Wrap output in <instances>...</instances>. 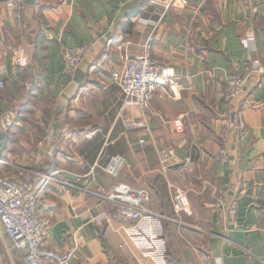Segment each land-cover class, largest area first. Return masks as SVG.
Segmentation results:
<instances>
[{
  "label": "crops",
  "instance_id": "crops-1",
  "mask_svg": "<svg viewBox=\"0 0 264 264\" xmlns=\"http://www.w3.org/2000/svg\"><path fill=\"white\" fill-rule=\"evenodd\" d=\"M6 1L0 118L12 112L15 121L0 153L12 165L0 172L16 175L54 133L46 169L69 185L39 192L58 203L45 214L51 245L74 249L71 264H159L113 219L105 196L123 182L149 192L166 264H264V0H173L168 9L170 0H26L23 33ZM150 37L152 56L183 88L177 97L154 89L149 109L123 108L113 73ZM83 45L87 56L66 73L61 51ZM230 74L245 79L231 101ZM117 155L125 165L112 176L102 167ZM176 189L187 192V210L176 211ZM0 264H25L1 223Z\"/></svg>",
  "mask_w": 264,
  "mask_h": 264
},
{
  "label": "built area",
  "instance_id": "built-area-1",
  "mask_svg": "<svg viewBox=\"0 0 264 264\" xmlns=\"http://www.w3.org/2000/svg\"><path fill=\"white\" fill-rule=\"evenodd\" d=\"M187 4V0H182ZM173 0L165 5L168 9ZM7 7L12 11L14 19L18 23L20 32L27 30L23 16L26 9V0H7ZM252 40V37L248 38ZM150 37L144 50L137 54L122 56L121 67L114 71L113 77L123 92V108L130 106L140 107L144 110L150 107V96L154 89H167L171 96L177 97L183 88L182 84L170 73L169 66L162 60L152 56ZM89 52L88 45L77 48H65L61 51L64 71L73 75ZM259 63L258 60L254 61ZM4 86V81H0ZM245 79L236 74H230L225 79L224 96L227 100L235 99L243 90ZM251 106L246 101L242 110ZM240 128L246 134V125L240 111ZM14 114L7 112L0 118V153L3 150L2 138L13 122ZM176 126L181 125V120L175 121ZM54 133L49 131L44 140L39 143L31 153V164L25 167H17L16 175L10 176L0 172V223L5 233L12 242V246L19 253L25 264H71L74 257V249L61 250L48 241V235L52 227V219L46 213H52L58 208V203L46 196H40L39 192L53 184L69 185L58 176L57 172H44L43 147L46 145L45 156H52L51 142ZM223 156L224 151H222ZM0 165L11 166L8 161L1 158ZM125 165L122 156H112L102 167L112 176H118ZM105 198L115 204L116 212L113 219L122 223L136 237L146 255L155 254L159 264H166V248L162 238L156 239L151 232L153 223L159 214L151 211L147 204L150 201L149 192L146 189L135 188L120 182L114 185ZM176 211L187 210V192L176 189L173 196ZM231 215H236L235 207L231 209Z\"/></svg>",
  "mask_w": 264,
  "mask_h": 264
},
{
  "label": "trees",
  "instance_id": "trees-1",
  "mask_svg": "<svg viewBox=\"0 0 264 264\" xmlns=\"http://www.w3.org/2000/svg\"><path fill=\"white\" fill-rule=\"evenodd\" d=\"M23 16H24V19H25V21H26V17H25V10H24V12H23ZM27 89H29V87H27ZM47 163V164H46ZM52 163H53V155H52V157L51 156H47L45 159H44V162H43V165H42V170L44 171V172H48V170L46 169V167H47V165H52Z\"/></svg>",
  "mask_w": 264,
  "mask_h": 264
},
{
  "label": "rangeland",
  "instance_id": "rangeland-1",
  "mask_svg": "<svg viewBox=\"0 0 264 264\" xmlns=\"http://www.w3.org/2000/svg\"><path fill=\"white\" fill-rule=\"evenodd\" d=\"M117 82V81H116ZM16 114V113H15ZM15 121V120H14ZM36 147H34V148H30L29 150H28V152H27V162H26V164L25 165H21L22 167H25V166H29V164H31V153H32V151H33V149H35ZM111 158V157H110ZM19 166V165H18ZM14 171H17V167H16V170H14ZM121 173V172H120ZM120 173H119V175H120ZM6 174V173H5ZM3 230H4V228H3ZM4 232H5V230H4Z\"/></svg>",
  "mask_w": 264,
  "mask_h": 264
},
{
  "label": "water",
  "instance_id": "water-1",
  "mask_svg": "<svg viewBox=\"0 0 264 264\" xmlns=\"http://www.w3.org/2000/svg\"><path fill=\"white\" fill-rule=\"evenodd\" d=\"M2 138H4V136ZM3 144H4V142H3Z\"/></svg>",
  "mask_w": 264,
  "mask_h": 264
}]
</instances>
